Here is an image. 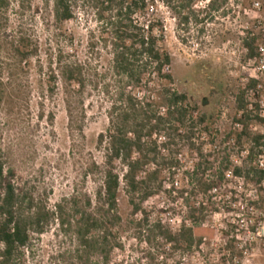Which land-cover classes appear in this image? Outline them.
I'll use <instances>...</instances> for the list:
<instances>
[{
    "label": "rangeland",
    "instance_id": "1",
    "mask_svg": "<svg viewBox=\"0 0 264 264\" xmlns=\"http://www.w3.org/2000/svg\"><path fill=\"white\" fill-rule=\"evenodd\" d=\"M255 2L259 9L252 6ZM206 4L195 3L188 24L179 22L160 3L148 5L143 14L133 17L138 25L151 19L161 21L163 48L170 58L165 71L172 83L154 82L159 91L170 87L184 94L195 110L190 119L191 138H175L170 147H161L163 155L177 164L173 170H164L163 188L143 203L141 213L132 214L121 183L120 221L115 227L119 247L111 253L112 264H148L150 256L156 255L169 264H264V209L260 213L247 207L248 199H256L258 191L230 173L234 166L243 165L248 147L245 137L237 143L240 126L234 123L235 97L251 77L261 82L257 89L264 87V70L262 75L256 72L258 63L252 64L243 46L247 36L264 46V0H217L213 8ZM72 11L71 20L58 21L52 0H0V155L5 167L13 171L14 185L50 211L58 203L70 211L73 201L82 207L89 200L90 209L98 205L95 191L101 184L103 150L97 147V136L108 126L115 84L107 72L111 65L109 28L101 26L87 0H74ZM58 57L61 64H86L89 82L82 93L66 95L56 70ZM50 68L57 77L51 93L47 90ZM106 86L109 94L103 92ZM245 99L253 103V92ZM261 99L259 115L264 118ZM248 127L251 133L264 131V124L254 119ZM165 141L162 136L158 143ZM120 169L116 164V171ZM221 172L223 185L204 197L195 181ZM198 203L204 205V218L197 222L196 232L204 236L200 248L173 250L140 233L137 224L143 217L147 226L160 222L173 232L183 223L194 226L189 209ZM226 242L242 256L230 257ZM79 255L73 233L50 221L43 234H32L15 264H79Z\"/></svg>",
    "mask_w": 264,
    "mask_h": 264
},
{
    "label": "trees",
    "instance_id": "2",
    "mask_svg": "<svg viewBox=\"0 0 264 264\" xmlns=\"http://www.w3.org/2000/svg\"><path fill=\"white\" fill-rule=\"evenodd\" d=\"M52 1L58 21L73 18L74 0ZM87 1L95 10L101 26L109 28L111 65L107 72L115 81L107 112L108 126L97 136V147L103 150L101 184L95 191L98 205L90 209L89 200L82 207L73 201L74 207L70 211L60 203L54 206V211H50L14 185L13 171L5 167L0 155V264H15L21 250L27 249L32 234H43L50 221L56 222L60 229L73 233L80 248L79 264H112L111 253L119 247L115 227L120 221L117 196L121 183L132 207V214L141 213L143 203L163 188L164 170H173L177 164L173 158L163 155L161 147H170L175 138H191L189 133L195 108L186 103L184 94L170 87H163L159 91V85L154 82L156 79L172 83L171 75L165 71L170 58L163 48V25L158 19L138 25L133 17L143 14L148 5L160 3L170 9L179 22L188 24L194 17L193 6L203 0ZM216 1L210 0L207 8H213ZM255 40L248 36L243 39L249 59L259 55ZM56 62L66 95L71 96L73 91L82 93L89 82L86 64L77 61L61 64L60 57ZM49 71L47 90L51 93L57 77L54 69L50 68ZM145 75L148 78L146 80ZM259 86L261 82L258 79L249 78L235 97L238 113L234 123L240 126L236 134L237 143L245 137L248 147L242 167L234 166L232 174L256 186V199H248L247 207L250 211L255 209L261 213L264 209V167L259 168L256 160L260 156L264 157V131L251 133L248 127L252 119L264 124V118L259 115L262 97L264 103V87L260 90L257 89ZM107 88L103 92L109 94ZM249 92H253V103L245 99ZM70 109V101L66 99V110L71 117ZM202 120V117L197 119L200 123ZM186 123L189 128L185 127ZM181 129L183 134L179 133ZM162 136H166L167 141L159 145ZM116 164L121 166L119 172L116 171ZM94 167L98 168L95 164ZM223 175L221 172L205 181L196 180L201 194L205 197L212 190L217 192V188L223 184ZM197 206L189 209L190 221L194 226L187 227L183 223L173 232L160 222L147 226L144 217L137 226L140 233H147V240L152 236L173 250L200 248L204 236L196 232L199 228L197 222L204 218L201 215L204 205L198 203ZM196 213L200 214L199 218L195 217ZM75 216L78 218L74 219ZM224 246L230 257L242 256L241 251L230 243L226 242ZM161 256H150L148 264H169Z\"/></svg>",
    "mask_w": 264,
    "mask_h": 264
},
{
    "label": "built area",
    "instance_id": "3",
    "mask_svg": "<svg viewBox=\"0 0 264 264\" xmlns=\"http://www.w3.org/2000/svg\"><path fill=\"white\" fill-rule=\"evenodd\" d=\"M199 2L207 3V4H206V7H207V5H208V3L210 2V0H203V1H199ZM252 6H253L254 8L259 9V3H258V2L253 3ZM262 36H263V38H264V29H262ZM257 48H258L259 55H258L257 58H254V59H251V60H252V64L255 63V62L258 63V65H257V67H256V72H257V73H260V74L262 75V74H263V70H264V46H262V45H257ZM251 78L258 79V77H251ZM250 107H251V105H250ZM250 107H249V108H250ZM244 158H245V151H244L243 160H244ZM260 158H263V156H260V157L256 160V165H257L259 168H263V167H264V161H262ZM237 166H238V167H242V165H240V166L237 165ZM230 173H231V175L233 176L232 171H230ZM233 177H235V176H233ZM236 178H239V177H236ZM241 179H242V178H241ZM222 185H223V184H222ZM218 189H220V187L217 188V191H218ZM215 192H216V190H212L210 193H215Z\"/></svg>",
    "mask_w": 264,
    "mask_h": 264
}]
</instances>
